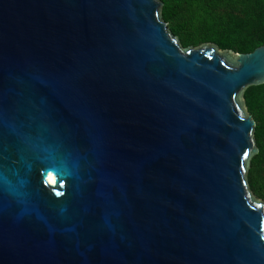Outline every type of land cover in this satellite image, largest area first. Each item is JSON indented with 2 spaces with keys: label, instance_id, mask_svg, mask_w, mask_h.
<instances>
[{
  "label": "water",
  "instance_id": "1",
  "mask_svg": "<svg viewBox=\"0 0 264 264\" xmlns=\"http://www.w3.org/2000/svg\"><path fill=\"white\" fill-rule=\"evenodd\" d=\"M161 5L0 0V264H264V45L181 47Z\"/></svg>",
  "mask_w": 264,
  "mask_h": 264
},
{
  "label": "trees",
  "instance_id": "2",
  "mask_svg": "<svg viewBox=\"0 0 264 264\" xmlns=\"http://www.w3.org/2000/svg\"><path fill=\"white\" fill-rule=\"evenodd\" d=\"M160 18L181 47L213 44L235 54L264 45V0H158ZM246 113L254 121L257 153L245 173L248 191L264 207V83L242 94Z\"/></svg>",
  "mask_w": 264,
  "mask_h": 264
},
{
  "label": "bare ground",
  "instance_id": "3",
  "mask_svg": "<svg viewBox=\"0 0 264 264\" xmlns=\"http://www.w3.org/2000/svg\"><path fill=\"white\" fill-rule=\"evenodd\" d=\"M48 181L50 184H53V182H54L53 179H51V178H49Z\"/></svg>",
  "mask_w": 264,
  "mask_h": 264
}]
</instances>
